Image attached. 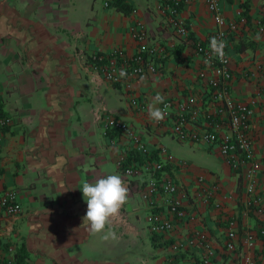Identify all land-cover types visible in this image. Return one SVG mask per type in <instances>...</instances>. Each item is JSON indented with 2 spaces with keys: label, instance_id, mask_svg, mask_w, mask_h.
<instances>
[{
  "label": "crops",
  "instance_id": "crops-1",
  "mask_svg": "<svg viewBox=\"0 0 264 264\" xmlns=\"http://www.w3.org/2000/svg\"><path fill=\"white\" fill-rule=\"evenodd\" d=\"M219 3L228 19L238 20L239 9L245 18L228 40L230 91L237 100L254 99L249 133L264 167V31L256 28L258 21L264 23V0ZM179 14L189 28L186 38L166 24L157 0H123L110 6H104L103 0L101 5L95 0H0V114L12 118L0 140V191L17 188L22 207L15 216L0 214V237L3 243L14 244L21 261L198 262L199 247L172 251L171 242L198 227L209 232L221 251L226 217L238 215L241 224H256L254 216L241 210L243 188L237 173L210 145L187 141L198 153V162L174 155L172 162L165 159V170L188 193L184 207L188 211L193 207L190 198L196 197L199 174L207 182H220L224 206L218 210L196 202V219L176 221L170 232L149 230L151 206L139 189L151 174L152 163L164 159L156 149L167 145L162 137H174L169 118L159 123L149 119L152 98L160 93L175 112L186 95L197 93L203 105L191 127L205 125V87L197 77L202 62L193 41L209 38L214 20L204 0H181ZM137 20L145 22L149 41L166 48L167 55L157 71L112 84L102 75L106 60L94 63L90 55L99 53L106 59L114 49L133 54L136 42L129 26ZM131 96L147 108L131 107ZM105 108L135 127L151 149L148 156L136 151L124 134H105ZM120 165L139 172L125 174ZM108 174L120 175L129 189L127 202L108 226L115 231V240L103 239V233L92 235L82 225L87 203L79 187ZM220 255L242 264L240 249ZM258 261L264 264V257Z\"/></svg>",
  "mask_w": 264,
  "mask_h": 264
},
{
  "label": "built area",
  "instance_id": "built-area-1",
  "mask_svg": "<svg viewBox=\"0 0 264 264\" xmlns=\"http://www.w3.org/2000/svg\"><path fill=\"white\" fill-rule=\"evenodd\" d=\"M115 0H103L104 6H110ZM159 10L165 15L166 24L181 37H187L189 28L179 14L181 0H157ZM214 20V30L207 39L193 41L194 49L199 55L202 65L197 71V77L204 83V101L207 107L203 113L205 125L202 128L191 127L198 109L203 105L202 97L197 93H189L178 104L175 112L170 100L165 99L160 108L166 112L165 118L170 119L171 133L180 141L193 143L202 142L218 151L223 159L240 177L243 194L240 195L242 212L255 217V225L241 224L238 215L225 218L226 224L221 251L214 238L206 230L194 227L184 238L171 242L172 251L187 247H199L198 262L180 260L173 264H233L223 260L221 253H233L240 249L242 264H259V256L264 257V167L256 155L254 141L249 133L253 117L254 99L241 101L231 95L230 87L233 72L230 65V55L227 50L230 36L238 30L240 21L245 18L242 10H238L239 19H228L222 10L219 0H204ZM256 28L264 31V23L258 21ZM129 32L136 42L135 51L126 55L114 49L102 66L103 78L110 82H126L139 78L148 72H155L167 55V49L162 45L150 42L148 29L144 21L137 20L130 24ZM215 36L226 41L225 58L222 62L213 56L209 48L210 39ZM101 58V57H99ZM120 69H125L127 76L118 77ZM1 91V88H0ZM131 107L147 108L138 98L131 96ZM167 105V108L164 105ZM12 123L7 114H0V140L2 129ZM159 123V122H158ZM103 126L105 134L109 131L120 132L127 136L139 153L148 156L151 153L149 145L144 141L135 127L125 119L108 109L103 111ZM163 160L152 163L151 174L142 183L140 194L151 206L147 214L149 230L155 233L170 232L175 222L183 219L197 218L196 202L210 205L215 209L224 206L220 198L221 184L219 181L207 182L204 174L196 176L198 188L196 197L190 198L193 207L188 211L184 207L183 197L188 193L175 181L172 174L165 170V159L174 160L173 155L165 145L156 147ZM180 164L184 162L178 161ZM125 174H138L133 166L120 165ZM191 197V195H190ZM22 207L17 188H5L0 191V214L15 216ZM0 264H37L31 261H21L16 256L13 243H3L0 237Z\"/></svg>",
  "mask_w": 264,
  "mask_h": 264
},
{
  "label": "clouds",
  "instance_id": "clouds-1",
  "mask_svg": "<svg viewBox=\"0 0 264 264\" xmlns=\"http://www.w3.org/2000/svg\"><path fill=\"white\" fill-rule=\"evenodd\" d=\"M209 48L213 56L226 62L225 51L226 41L213 36L210 39ZM127 76L125 69H120L118 77ZM164 96L157 93L148 106V117L154 122H160L165 118L166 112L157 107L164 104ZM167 108V105H164ZM82 190L83 199L87 203V210L82 217V225L92 234L103 233V239L115 240L116 233L108 227L113 218L119 216L122 206L127 202L129 189L125 181L118 174H108L96 179L94 182H83L79 187ZM106 227L108 231L105 232Z\"/></svg>",
  "mask_w": 264,
  "mask_h": 264
},
{
  "label": "rangeland",
  "instance_id": "rangeland-1",
  "mask_svg": "<svg viewBox=\"0 0 264 264\" xmlns=\"http://www.w3.org/2000/svg\"><path fill=\"white\" fill-rule=\"evenodd\" d=\"M96 5H101L102 0H95ZM162 142L164 144H167V148L171 149V154L176 157H181L184 159H187L188 157L194 158L199 161V155L198 153L194 152L192 146L189 144V142L180 141L178 138L171 137L170 135L166 134L162 137Z\"/></svg>",
  "mask_w": 264,
  "mask_h": 264
},
{
  "label": "trees",
  "instance_id": "trees-1",
  "mask_svg": "<svg viewBox=\"0 0 264 264\" xmlns=\"http://www.w3.org/2000/svg\"><path fill=\"white\" fill-rule=\"evenodd\" d=\"M123 0H115L114 2L115 3H120L122 2ZM246 4H244V10L243 12L245 13L246 12ZM101 57V58H99ZM108 56L106 57V59H104V56H101L99 53H94V54H91L90 55V60H92L94 63H98L100 61V59L102 60H107ZM118 83H121V82H116V83H112V84H118ZM240 179V177H239ZM18 258V257H17ZM19 260H22V258H18Z\"/></svg>",
  "mask_w": 264,
  "mask_h": 264
}]
</instances>
